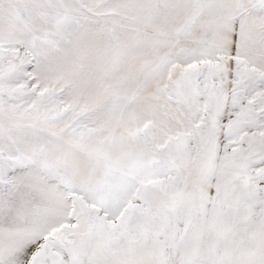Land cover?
Here are the masks:
<instances>
[{
    "label": "snow or ice",
    "instance_id": "6c2138e0",
    "mask_svg": "<svg viewBox=\"0 0 264 264\" xmlns=\"http://www.w3.org/2000/svg\"><path fill=\"white\" fill-rule=\"evenodd\" d=\"M0 264H264V0H0Z\"/></svg>",
    "mask_w": 264,
    "mask_h": 264
}]
</instances>
